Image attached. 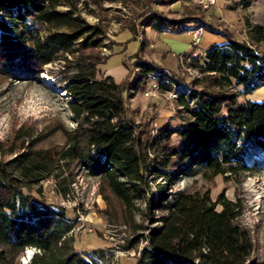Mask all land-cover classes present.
<instances>
[{"label": "trees", "instance_id": "16d2710c", "mask_svg": "<svg viewBox=\"0 0 264 264\" xmlns=\"http://www.w3.org/2000/svg\"><path fill=\"white\" fill-rule=\"evenodd\" d=\"M62 5L69 11H59ZM190 6L197 12L186 11L179 19L152 9L141 16V25L160 33H181L200 21L210 27L203 11ZM76 11L62 0H0V77L43 84L46 66L63 62L55 83L68 96L75 124L57 128L65 138L62 146L42 147L50 136L26 127L11 143L0 141V264H17L27 248L41 252L31 264H99L102 251L83 255L74 247L66 209L48 202L39 188L34 190L39 195L32 193L52 179L67 198L78 169L100 180L104 198L113 196L127 219L144 203L150 226L138 227L146 244L137 264H254V238L240 223V203L174 188L200 173L240 181L256 171L258 164L249 166L248 159L253 148L264 152V101L242 103L236 88L246 96L264 88V52L258 49L264 26L247 24L253 44L224 32L225 43L192 57L188 66L200 74L192 82L146 58L150 42L143 38L133 62L124 63L127 79L117 83L99 77L100 66L113 55L97 52L104 47L105 30L87 24ZM129 30L137 36L136 27ZM151 78L162 92L179 93L176 101L186 113L179 127L165 124L154 131L129 109L128 101Z\"/></svg>", "mask_w": 264, "mask_h": 264}, {"label": "rangeland", "instance_id": "374dc122", "mask_svg": "<svg viewBox=\"0 0 264 264\" xmlns=\"http://www.w3.org/2000/svg\"><path fill=\"white\" fill-rule=\"evenodd\" d=\"M76 5V14L91 26L102 27L106 38L99 55L108 57L100 66L99 77L111 76L117 83H122L128 77L129 70L125 62H133V57L139 53L143 38L150 42L146 58L154 61L161 69L176 79L192 82L198 77L194 71H189L181 56L192 51V35L199 26H204V34L200 45L194 53L203 55L210 47L226 42L224 32L232 34L240 41L253 44L247 24L264 26V0H218L216 6L209 12H202L209 26L201 21L186 25L181 33H160L153 28L142 27L141 16L154 9L163 11L168 19H179L186 11L197 12L190 6L191 0H182L172 4L170 0H62ZM187 6V7H186ZM59 11L68 12L69 8L62 5ZM136 27L137 36L129 28ZM212 27V29H210ZM258 49L264 52V42L258 44ZM63 62L46 66L41 75L43 84L27 81L8 80L0 77V141L11 143L16 132L21 127L32 128L37 133L50 136L42 144L44 148L62 146L65 138L57 128L64 126L73 129L75 124L68 109V96L55 81L61 76ZM132 67V66H131ZM53 72L48 75L47 72ZM153 78L146 81V86L134 98L128 101V107L133 112L137 122H151L154 131L163 125L179 127L186 113L169 93L159 90L157 96L147 97L145 93L155 83ZM239 101L263 102L264 88L246 96L241 87L236 88ZM179 137L175 136L176 144ZM258 164L253 174H247L240 181L232 177L203 176L186 177L179 180L175 192L189 191L208 193L213 201L221 195L240 203L244 213L240 223L249 229L254 238V264H264V152L259 148L252 149L248 165ZM41 191V196L48 202L66 209L73 220L74 228L70 233L74 247L83 255H93L102 251L103 259L99 264H137L145 241L139 226H150L144 216V203L140 202V211L127 219L123 207L109 193L108 200L101 191L100 180L87 174L83 169L77 170V180L72 185V192L67 198L60 195L54 180L42 182L33 188ZM221 210V207H218ZM162 213L156 212L158 217ZM21 255L17 264H21ZM95 255V254H94Z\"/></svg>", "mask_w": 264, "mask_h": 264}, {"label": "built area", "instance_id": "2783aa9c", "mask_svg": "<svg viewBox=\"0 0 264 264\" xmlns=\"http://www.w3.org/2000/svg\"><path fill=\"white\" fill-rule=\"evenodd\" d=\"M218 3V0H191V4L195 7L200 8L202 11L204 12H209L210 9H212L214 6H216ZM204 28L203 26H200L199 28L195 29L194 31H191V35H192V51L188 52L190 55L188 57H186L185 55H180L182 62L187 64L188 70L194 71L196 73V75L198 77L195 78H199L200 74L197 70H194L193 68H190L188 66L189 62L191 61L192 57H196L197 54L194 53L195 50L198 49L200 42L202 40L203 34H204ZM160 88L159 85L157 83H154L151 88L145 93V95L147 97H154L157 96L158 92H159ZM171 97L173 99H178L179 98V93L176 91L173 92H168ZM41 254L40 250L36 249V248H27L26 249V253L25 255H23L22 259H21V264H31L33 258L38 255ZM95 260H97L95 258ZM99 261V260H97Z\"/></svg>", "mask_w": 264, "mask_h": 264}, {"label": "crops", "instance_id": "0c3cea01", "mask_svg": "<svg viewBox=\"0 0 264 264\" xmlns=\"http://www.w3.org/2000/svg\"><path fill=\"white\" fill-rule=\"evenodd\" d=\"M145 31H146V29H145ZM156 31V30H155ZM190 33H191V31H190Z\"/></svg>", "mask_w": 264, "mask_h": 264}]
</instances>
